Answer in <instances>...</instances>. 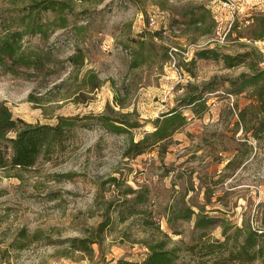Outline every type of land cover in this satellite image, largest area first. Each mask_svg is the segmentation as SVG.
Instances as JSON below:
<instances>
[{"label": "rangeland", "instance_id": "rangeland-1", "mask_svg": "<svg viewBox=\"0 0 264 264\" xmlns=\"http://www.w3.org/2000/svg\"><path fill=\"white\" fill-rule=\"evenodd\" d=\"M29 1L0 0V11ZM107 1L78 6L88 9L86 15H80V22L86 23L90 15L94 20L80 42L87 57L78 75L70 74L68 68L51 83L41 77H14L0 69V102L29 122H54L56 116L107 111L119 117L124 114L122 118L138 126L126 135L87 121L76 127L68 146L51 159L40 158L29 169H0V242L21 227L44 229L53 238L80 236L85 228L105 220L109 204L121 209L123 199L135 197L126 194L130 188L149 196L144 216L180 245L194 243L193 238L198 237V212L215 218L216 224L207 231L211 241L224 240L223 229L228 224L233 226L229 234L244 223L264 228V102L252 90L237 94L230 89L229 79L250 72L247 65L229 68L224 61L196 55L203 48L217 47L233 55L261 52L264 60V39L251 41L247 36L252 18L264 14V0H235L239 8L233 15L219 7L220 0H197L208 5L217 23L214 35L197 39L171 23L191 0H168L165 6L172 5L175 11L143 0L146 12L125 0L106 6ZM148 30L163 32V40L155 41L170 48L171 58L132 69L130 52L121 43ZM60 35L59 30L48 44L66 57L74 52V42ZM259 67L264 69V61ZM90 75L97 76L98 87L89 85ZM214 77L219 89L206 94L205 111L192 112L180 106L187 84L199 85ZM116 95L123 106L117 105ZM175 107L185 111L188 122L163 144L137 156L127 155L130 136L141 139L153 129L154 119ZM190 209L196 212L190 219L179 217ZM114 214L104 244H95L92 258L81 253L62 256L55 245L36 242L19 253V263L117 264L125 257L139 260L147 248L138 241L151 238L152 230H141V221L135 219L123 223ZM230 242L233 244V238ZM180 254L192 264H242L227 261L228 254L211 258L200 249L192 254L184 249Z\"/></svg>", "mask_w": 264, "mask_h": 264}, {"label": "trees", "instance_id": "trees-1", "mask_svg": "<svg viewBox=\"0 0 264 264\" xmlns=\"http://www.w3.org/2000/svg\"><path fill=\"white\" fill-rule=\"evenodd\" d=\"M104 1L30 0L12 9L0 11V69L14 77L21 76L27 79L41 77L49 79L51 83H56L68 68L70 74L78 75V71L85 67L87 57L86 50L80 42L94 24L91 15L89 19L84 20L86 23L78 20L81 14L86 15L88 12L86 8L78 9V6L87 3L99 5ZM113 1L109 0L105 5ZM125 1L139 6L143 12H146L143 0ZM153 3L175 11L172 5L165 6L168 0H153ZM178 14L180 17L172 19L171 23L179 24L180 30L185 35L193 33V37L197 39L217 32L216 19L207 4L197 0L187 1ZM59 30L61 35H67L74 42V52L66 57H61L54 45L48 44ZM247 30L249 40H263L264 14L252 18ZM155 38L163 40V32L161 30L141 31L138 36H133L121 43L122 47L130 52L132 69L157 62L163 63L171 58L170 48L157 43ZM196 55L202 59L212 58L224 61L225 66L229 68L241 64L247 65L250 72H241L238 77L229 79L230 89L237 94L247 89L252 90L264 102V69L259 67V63L264 61L261 52L252 50L237 52L233 55L220 52L217 47H207L197 51ZM215 78L199 85L187 84L188 92L184 95L180 106L192 112L205 111L208 108L206 94L219 89ZM89 85L93 86L92 88L99 86L97 76L90 75ZM115 97L117 105L123 106L120 97L118 95ZM182 108L175 107L162 114V117L154 119L153 129L141 139L135 140L130 136L125 150L127 155L137 156L145 153L155 145L163 144L166 139L171 138L174 132L188 122V117ZM113 111L118 113L116 110ZM122 116L125 115L114 116L106 111V113L83 116H56L54 122H29L20 115L15 116L10 107L2 101L0 102V169H29L40 158L51 159L57 152L68 146L76 127L85 125L87 121L93 120L113 133L131 135L132 129L138 124ZM126 194H132L135 197L123 199L119 204L122 206L121 209L118 208L119 206L109 204L105 220L92 228H85L80 236L53 238L52 234H46L44 229L35 228L31 231L27 227H21L12 236H6L0 242V264H23L19 263V253L31 248L36 242L55 245L57 253H61L62 256L81 253L92 258L95 254V244H99V247L104 244V236L114 213L123 223L126 220L135 219L141 221L138 224L142 226L141 230L145 232L149 228L152 230L151 238H140L138 241L147 248L142 258L134 260L125 257L119 259L117 264H192L191 259H182L180 251L184 249L187 254L200 249L203 255L211 258L215 255L217 258H223L225 254H228L227 261L238 260L242 264H254L258 260L264 262V233L256 231L253 225L244 223L241 227H235L229 234V231L233 229L232 224L226 226L223 223L225 239L218 238L211 241L207 238V231L216 224L215 218L198 212L195 221L196 230H200L198 237L193 238L194 243L184 242L180 245L174 242L160 225L153 224L148 216H144L148 213L145 205L149 202V196L145 192L130 188ZM193 214H196L193 209L187 213L183 210L179 217L190 219ZM231 238L234 240L233 244L230 242Z\"/></svg>", "mask_w": 264, "mask_h": 264}, {"label": "built area", "instance_id": "built-area-1", "mask_svg": "<svg viewBox=\"0 0 264 264\" xmlns=\"http://www.w3.org/2000/svg\"><path fill=\"white\" fill-rule=\"evenodd\" d=\"M220 8L224 7L229 9V11L231 12V14L233 15L234 11H236V9L239 8V4L235 1V0H220ZM254 229L260 233H264V228L257 224V225H253Z\"/></svg>", "mask_w": 264, "mask_h": 264}]
</instances>
